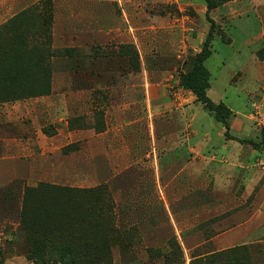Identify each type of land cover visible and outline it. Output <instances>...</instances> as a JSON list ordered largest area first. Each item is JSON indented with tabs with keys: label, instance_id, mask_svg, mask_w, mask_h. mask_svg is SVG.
Instances as JSON below:
<instances>
[{
	"label": "rangeland",
	"instance_id": "1",
	"mask_svg": "<svg viewBox=\"0 0 264 264\" xmlns=\"http://www.w3.org/2000/svg\"><path fill=\"white\" fill-rule=\"evenodd\" d=\"M126 1L119 4L118 0H9L0 5V48L20 49L29 43L35 49L54 52L51 93L27 97L21 102L22 105L33 106L36 115L34 118L26 113L20 115L22 122L45 133L40 139L35 136L37 151L34 158H26L22 152L12 153L3 145L5 136H27L28 130L21 126L22 122L12 124L8 117L0 120V169L6 174L8 170L17 174L16 180L0 181V264H70V258L79 257L76 256L79 251H74L75 255L61 254L54 248H48L50 251L44 254V261L28 258L31 245L22 224L21 212L26 190L42 182L84 189L70 192L47 189L36 204L54 211V223L60 222L67 241L90 242L96 246L93 260L95 262L98 258L97 264H186L191 256L209 245L200 244L210 237L209 220L203 223L194 221L195 205L202 202L203 207L208 208L212 201L221 204L234 197L230 193L219 192L212 197L211 183L194 179L195 173L201 170L199 166L188 164L179 167L177 158L171 155L164 157L158 148L157 155L161 157L158 159L159 181L156 164L151 160L146 163L149 161L146 154H143L145 164H136V160V163L122 166H116L113 158L112 161L108 159L104 149L103 157L99 156L98 141L102 137L91 140L95 153L89 163L85 162L84 156L90 148H85L82 142L53 141V134L66 120L69 129L71 124L74 129H86L92 135L106 138L115 137L116 133L123 132V128L130 130L125 125L122 112L119 109L111 111L116 101L112 95L113 87L122 78L154 66L172 69L181 81V74L191 68L195 54L202 48L203 43L198 51L188 45L190 41L192 44L196 41L190 29L194 21L186 24L189 34L175 38V49L169 47L170 36L147 34L145 16L138 20L144 32V35H139V40L123 33L129 27V21L122 18L127 8ZM146 2L143 0L138 8L144 13L152 10ZM167 9L173 18L182 14L177 6L167 5ZM25 10L29 17L26 22L17 18ZM258 11L264 28V5H260ZM189 13L192 14L193 10L187 8L186 14ZM14 18L17 20L12 22ZM229 23L225 25L226 31L225 27L217 25L212 55L205 65L216 77L212 98L216 102L224 101L234 109L229 116L230 123L235 119L237 127L245 126V132L230 133L229 130L227 136L242 139V143L236 144L251 149L250 146L254 147L252 141L259 143L264 138V99L256 96L260 92L255 89L251 90L252 95L246 94L252 80L241 79L238 69L249 58L251 47H259V57V51L264 47V32H255L249 43L248 39L258 26L252 13L236 17ZM109 29L113 30L110 35ZM22 38H25V43ZM231 38L233 43H227ZM54 95L57 96L54 98ZM16 101L7 105L16 106ZM54 103L57 110H54ZM1 105L6 104L2 102ZM10 108L19 112V107ZM200 108L203 113L207 112L202 106ZM97 127L103 128L97 130ZM221 127L222 123L216 119L217 141H220L218 131ZM44 128L49 132L46 133ZM186 134L187 141H192L191 127ZM136 144L122 146L118 143L110 155L136 156L140 151ZM72 152L75 153L74 159L70 156ZM33 159L37 162L34 172L41 176L35 181H27L24 176L33 172L28 164L33 163ZM90 188L94 189L88 190ZM197 190L203 193L195 199ZM140 192L149 193L147 197L137 196ZM69 211L71 217H68ZM37 218L41 219V216ZM196 229H201L204 236L196 237ZM54 239L57 245H63L65 241L57 232ZM209 257L200 262L209 264ZM189 264H195V260Z\"/></svg>",
	"mask_w": 264,
	"mask_h": 264
},
{
	"label": "crops",
	"instance_id": "2",
	"mask_svg": "<svg viewBox=\"0 0 264 264\" xmlns=\"http://www.w3.org/2000/svg\"><path fill=\"white\" fill-rule=\"evenodd\" d=\"M8 1L0 0V5ZM142 1L127 0L125 2L127 8L124 9L122 18L129 21V27L123 33L139 40V35H144V32L138 20L140 17L145 16L148 24L147 34L170 36L169 47L175 49L177 47L174 41L175 38L189 34L186 24L188 22V25H190L189 22L194 21L190 29H192L191 35L195 36L196 41H194V44L190 41L188 45L196 51L199 50L197 48H200V45L204 42L210 27L206 17L207 5L204 0H147L146 6L151 7L152 10H147L146 13L138 9ZM118 2L122 4V0H118ZM167 5L177 6L182 14H177L178 18H176L177 15L173 18L172 12L167 9ZM260 5H264V0H233L213 9L210 15L217 25L224 28L226 23L230 24L229 22H232L236 17L248 16L252 13L258 26L248 39L250 43L255 36V32H264L261 25L263 18L258 11ZM187 8L193 10L192 14L189 13L191 16L186 14ZM172 21L175 22L172 23ZM226 28L227 26L224 31H226ZM111 31L113 30H108L109 35ZM233 41L231 38L230 44ZM258 48L253 49L251 47L250 56L239 67L238 75H241V79L248 78L252 80V86L246 89L248 96L252 95L251 90L254 91L255 89V91L260 92L256 96L264 99V59L258 57ZM175 74L170 68L154 66L138 74L122 78L113 87L112 95L116 101H114L111 111L119 109L125 116V125L130 127V130L123 128V132L116 133L115 137L106 138L101 135H92L86 129H69L66 120L53 134V141L54 139H61L66 140L67 143L82 142L85 148H90V152L84 156L85 162L89 163L95 153V145L90 142L102 137V140L98 141L100 146L99 156L103 157L104 149L108 159L112 161L113 158V163L116 166H122L136 162V164H142L141 162L145 164L143 154H146L149 160L146 163L151 160L156 164L158 181L160 178V161L158 159L161 157L158 158L157 148L160 153L163 152L164 157L171 155L177 158L179 167L181 165L186 167L188 164L199 166L201 170L195 173L194 179L210 182L213 188L211 190L212 197H216L218 192L230 193L234 197L221 204L212 201L208 208L207 206L203 207L202 202L195 205L193 208L196 212L193 218L194 221L203 223L209 220L210 237L200 243L201 246L206 245V243L209 245L194 257L191 256L186 264H189L191 260H195V264H203L204 262L201 263L200 260L204 261L207 256H210L209 264H264V143L261 144L260 148L254 146L253 143L254 147L250 146L251 149L244 145L240 146L236 143H242L243 140L228 137L225 134L226 127L223 124V128L221 127L218 131L220 141H217L216 118L200 102L196 101V95L192 91L180 86V80L177 79ZM215 78L210 71L208 95L214 102H216V99L212 98L211 91L213 90ZM56 96L54 95V98ZM32 98L36 99L38 97ZM24 99L2 101L6 105L0 106V120L8 117L11 119L12 124H20L22 122L20 115L24 113L34 118L36 116L34 107L27 104L22 105L21 102ZM14 100H17L16 106L7 105L8 102ZM30 100L33 99L30 98ZM220 102L225 103L224 101ZM199 104L207 112L203 113ZM227 106L234 111L232 107ZM10 107H19V112ZM57 107L54 103V110H57ZM24 108L28 109L24 110ZM234 122H236L235 119L230 123V133L233 131L245 132V126L237 127V122ZM22 124L21 126L28 130L27 136H5L2 140L3 145L12 153L22 152L26 155V158H34L37 151L35 136L38 135L37 138L40 139L45 133L43 134L40 130L35 131L34 125H26L23 122ZM189 127H191L193 133L192 141H187L186 137ZM69 139L71 140L69 141ZM234 139L235 141H233ZM118 143H122V146L128 143H131V145L137 143L135 146L140 151L135 154L136 156L134 154L133 156H125L126 154L110 155V151L118 147ZM151 147L152 151H150ZM130 148L129 145L128 150ZM70 156L74 159L75 153L72 152ZM35 160L33 159L31 164L28 163L33 172L29 176H24L27 181H35L41 176L38 172H34L37 169ZM110 160L109 163H112ZM150 168L153 169V167ZM8 172V174L5 171L3 173L0 169V181L17 179L16 172L10 170ZM149 192H140L137 196L147 197ZM194 193V198H199L202 196L203 191L197 190ZM167 210L171 213L169 207H167ZM174 223L176 224L175 221ZM180 224L178 223L179 227H181ZM195 235L196 237H202L204 233L201 229H196Z\"/></svg>",
	"mask_w": 264,
	"mask_h": 264
},
{
	"label": "trees",
	"instance_id": "3",
	"mask_svg": "<svg viewBox=\"0 0 264 264\" xmlns=\"http://www.w3.org/2000/svg\"><path fill=\"white\" fill-rule=\"evenodd\" d=\"M229 1L232 0H205L207 5L206 17L210 23V27L202 48L194 56L191 68L186 73L181 74L180 81V85L192 91L196 95V101L200 102L210 114L226 127V135L229 134L230 129L229 116L231 109L225 103H216L209 97L210 71L206 67L205 62L212 54V40L217 27V23L210 13L213 9ZM17 18L25 22L29 20V17L26 16V10L19 13ZM17 18H14L12 22L17 20ZM219 29L218 31H220ZM25 41V38H22V42L25 43ZM28 44L25 45L26 47L20 49L0 48V102L48 95L52 91V65L54 63L52 58L54 57V52L39 49L38 47L35 49ZM259 57L264 58V47L259 51ZM101 128L103 127H97L96 129L100 130ZM70 129H74L71 124ZM44 131L46 133L49 132L45 128ZM251 143L260 148L261 144L264 143V138L260 143L253 141ZM47 189L66 192L84 190L82 188H72L44 182L35 188H28L26 190L21 214L22 224L27 231L28 240L31 245L28 258H35L42 262L44 261V254L50 251L48 248H54L61 254L72 253L75 255L74 251H79V254L76 255L79 256L78 258H70V264H83L88 261L94 262L93 258L96 255L94 252L97 253L96 246L90 242L67 241L60 222L54 223V211L36 204L42 198L40 196ZM93 189L90 188L88 190ZM47 198L50 197L48 196ZM37 216H41V219L37 218ZM68 217H71L70 211L68 212ZM56 232L60 237H63L65 244H55L54 234ZM97 259L93 264L99 262Z\"/></svg>",
	"mask_w": 264,
	"mask_h": 264
}]
</instances>
